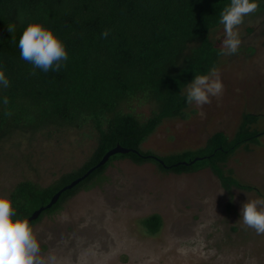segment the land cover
<instances>
[{"label": "trees", "instance_id": "trees-1", "mask_svg": "<svg viewBox=\"0 0 264 264\" xmlns=\"http://www.w3.org/2000/svg\"><path fill=\"white\" fill-rule=\"evenodd\" d=\"M256 2L264 9V0ZM228 4L230 0H0V70L10 81L8 88L0 86V142L64 129L88 132L95 140L79 168L45 187L23 180L12 189L9 198L20 218L46 206L118 145L129 152L112 156L63 191L30 225L59 212L79 191L103 183L107 168L122 159L178 175L209 168L226 191L237 188L264 197L226 169L241 147L261 144L264 130L252 128L259 114L244 113L233 136L216 131L196 149L160 156L142 148L165 120L189 118L184 90L195 75L218 66L220 46L210 33L222 26L220 14ZM29 23L42 24L63 41L68 59L59 71L44 72L21 59L19 37ZM135 100L154 105L149 116L130 109ZM141 224L154 236L163 219L155 213Z\"/></svg>", "mask_w": 264, "mask_h": 264}, {"label": "rangeland", "instance_id": "rangeland-1", "mask_svg": "<svg viewBox=\"0 0 264 264\" xmlns=\"http://www.w3.org/2000/svg\"><path fill=\"white\" fill-rule=\"evenodd\" d=\"M240 38L238 53L222 55L216 67L223 93L202 107L191 104L188 119L165 120L143 150L165 156L199 148L216 131L231 137L244 113L259 114L252 128L264 130V9L245 17ZM210 39L221 46L223 26L211 31ZM129 107L146 117L154 105L135 100ZM94 146L88 132L75 129L0 142V195L9 196L23 180L50 185L83 165ZM226 169L264 196V136L261 144L241 147ZM104 176L103 183L79 191L59 212L32 226L45 259L55 256L56 264H264V234L245 228L240 217L247 200L261 197L256 191L228 192L209 168L178 175L129 159L114 161ZM155 213L163 225L151 236L141 219Z\"/></svg>", "mask_w": 264, "mask_h": 264}, {"label": "clouds", "instance_id": "clouds-1", "mask_svg": "<svg viewBox=\"0 0 264 264\" xmlns=\"http://www.w3.org/2000/svg\"><path fill=\"white\" fill-rule=\"evenodd\" d=\"M258 9L256 0H230V4L223 8L219 20L223 26L221 55L231 56L238 53L242 42L240 26L243 25L245 17ZM8 30L12 32L13 28ZM108 34L105 30L102 37L106 38ZM18 47L22 60L44 72L59 71L62 62L68 59L63 41L40 23H29L26 26L19 37ZM0 86H10L3 70H0ZM223 90L220 72L213 67L207 74L195 75L184 91L189 105L202 107L210 104L212 97H219ZM8 102L5 96L3 103L7 105ZM240 217L245 228L253 229L258 235L264 234V197L247 200L242 205ZM0 264H56L55 256L44 258L34 229L27 218L18 216L7 195H0Z\"/></svg>", "mask_w": 264, "mask_h": 264}, {"label": "water", "instance_id": "water-1", "mask_svg": "<svg viewBox=\"0 0 264 264\" xmlns=\"http://www.w3.org/2000/svg\"><path fill=\"white\" fill-rule=\"evenodd\" d=\"M129 152V149L123 148L122 146L118 145L115 148L111 149L110 151H108L104 157L101 159V161L92 169H90L87 173H85L82 177L74 180L73 182H71L69 185L65 186L63 189H61L59 192H57L51 199V201L46 205V206H42L39 209H37L36 211H34L32 213V215L27 218L29 223L37 220L39 218V216L41 215V213L50 208L52 205H54L60 198L61 194L63 191L67 190V189H71L74 186H76L79 182H81L83 179H85L94 169H96L97 167L103 166L105 165L109 159L116 155V154H120V153H127Z\"/></svg>", "mask_w": 264, "mask_h": 264}]
</instances>
